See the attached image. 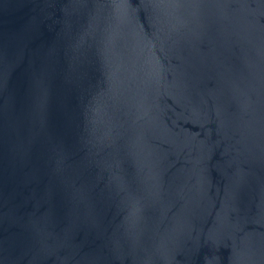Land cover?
<instances>
[{"label": "water", "instance_id": "water-1", "mask_svg": "<svg viewBox=\"0 0 264 264\" xmlns=\"http://www.w3.org/2000/svg\"><path fill=\"white\" fill-rule=\"evenodd\" d=\"M0 264H264V0H0Z\"/></svg>", "mask_w": 264, "mask_h": 264}]
</instances>
